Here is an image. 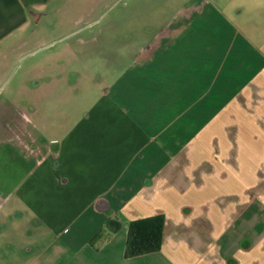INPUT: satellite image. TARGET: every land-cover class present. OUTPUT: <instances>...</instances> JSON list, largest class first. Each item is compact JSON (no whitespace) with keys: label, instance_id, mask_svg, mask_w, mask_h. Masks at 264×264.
<instances>
[{"label":"crops","instance_id":"1","mask_svg":"<svg viewBox=\"0 0 264 264\" xmlns=\"http://www.w3.org/2000/svg\"><path fill=\"white\" fill-rule=\"evenodd\" d=\"M0 264H264V0H0Z\"/></svg>","mask_w":264,"mask_h":264},{"label":"trees","instance_id":"2","mask_svg":"<svg viewBox=\"0 0 264 264\" xmlns=\"http://www.w3.org/2000/svg\"><path fill=\"white\" fill-rule=\"evenodd\" d=\"M165 216L132 220L129 224L125 256L135 257L159 251L163 241Z\"/></svg>","mask_w":264,"mask_h":264},{"label":"rangeland","instance_id":"3","mask_svg":"<svg viewBox=\"0 0 264 264\" xmlns=\"http://www.w3.org/2000/svg\"><path fill=\"white\" fill-rule=\"evenodd\" d=\"M111 8H112V5L108 9H106L104 12H102L95 20L90 21L89 23H86V25L79 27L77 29H74L71 32H68L63 37L64 38L81 37L84 39H88V38L98 39L99 38V39L104 41L105 38H107L108 29L106 27H104L105 26L103 24L104 22H99V21L102 20L108 14V10H110ZM82 14H85V13H82ZM69 20H71V19H69ZM119 32H120L119 35L121 37L124 36L125 33H124L123 29L119 30ZM53 35H55V34H52V36Z\"/></svg>","mask_w":264,"mask_h":264}]
</instances>
